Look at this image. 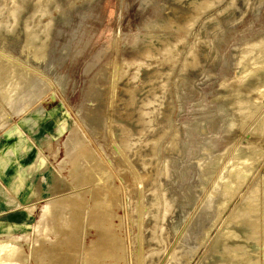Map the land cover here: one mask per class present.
<instances>
[{"label": "rangeland", "instance_id": "rangeland-1", "mask_svg": "<svg viewBox=\"0 0 264 264\" xmlns=\"http://www.w3.org/2000/svg\"><path fill=\"white\" fill-rule=\"evenodd\" d=\"M0 264H264V0H0Z\"/></svg>", "mask_w": 264, "mask_h": 264}, {"label": "crops", "instance_id": "crops-1", "mask_svg": "<svg viewBox=\"0 0 264 264\" xmlns=\"http://www.w3.org/2000/svg\"><path fill=\"white\" fill-rule=\"evenodd\" d=\"M14 202V201H13Z\"/></svg>", "mask_w": 264, "mask_h": 264}]
</instances>
